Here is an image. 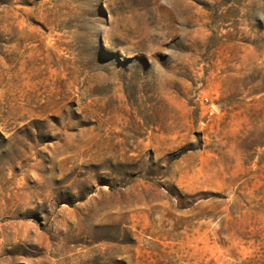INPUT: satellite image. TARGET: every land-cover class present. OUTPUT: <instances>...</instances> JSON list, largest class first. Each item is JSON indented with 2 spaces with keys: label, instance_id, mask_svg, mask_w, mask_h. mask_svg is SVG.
I'll return each instance as SVG.
<instances>
[{
  "label": "rangeland",
  "instance_id": "obj_1",
  "mask_svg": "<svg viewBox=\"0 0 264 264\" xmlns=\"http://www.w3.org/2000/svg\"><path fill=\"white\" fill-rule=\"evenodd\" d=\"M0 264H264V0H0Z\"/></svg>",
  "mask_w": 264,
  "mask_h": 264
}]
</instances>
